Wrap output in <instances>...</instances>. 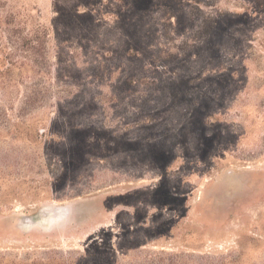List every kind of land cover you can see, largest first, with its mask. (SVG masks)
I'll return each mask as SVG.
<instances>
[{
  "label": "rangeland",
  "instance_id": "374dc122",
  "mask_svg": "<svg viewBox=\"0 0 264 264\" xmlns=\"http://www.w3.org/2000/svg\"><path fill=\"white\" fill-rule=\"evenodd\" d=\"M5 66L0 264H264V0H0Z\"/></svg>",
  "mask_w": 264,
  "mask_h": 264
},
{
  "label": "trees",
  "instance_id": "16d2710c",
  "mask_svg": "<svg viewBox=\"0 0 264 264\" xmlns=\"http://www.w3.org/2000/svg\"><path fill=\"white\" fill-rule=\"evenodd\" d=\"M29 44L31 43L30 41H27ZM25 44H27V43H25ZM31 48V47H30ZM28 49V48H27ZM32 49H34V48H31V49H28V51H30V52H35L37 49H35V51H33ZM25 58H27V59H30V62L34 65V64H36V60L33 58V56H31V57H25ZM9 65H12V63H9ZM9 66H5L4 67V70H1L0 71V89H1V91H3V95L4 96H6L7 94V88H8V82L5 80V79H3L2 80V78L4 77V75H7V73L6 72H8L9 71V68H8ZM4 74V75H3ZM27 94H25V96H24V100H23V103H25V104H28V103H32V101L33 100H37V98H38V91H37V88L35 87V89L34 88H27Z\"/></svg>",
  "mask_w": 264,
  "mask_h": 264
}]
</instances>
